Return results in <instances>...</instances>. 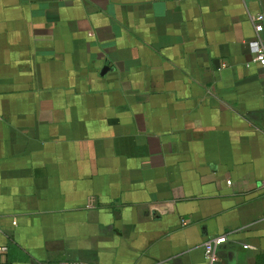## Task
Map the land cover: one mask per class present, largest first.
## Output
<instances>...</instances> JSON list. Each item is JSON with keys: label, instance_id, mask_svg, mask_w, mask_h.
<instances>
[{"label": "crops", "instance_id": "crops-1", "mask_svg": "<svg viewBox=\"0 0 264 264\" xmlns=\"http://www.w3.org/2000/svg\"><path fill=\"white\" fill-rule=\"evenodd\" d=\"M264 0H0V264H264Z\"/></svg>", "mask_w": 264, "mask_h": 264}, {"label": "built area", "instance_id": "built-area-1", "mask_svg": "<svg viewBox=\"0 0 264 264\" xmlns=\"http://www.w3.org/2000/svg\"><path fill=\"white\" fill-rule=\"evenodd\" d=\"M259 1V0H258ZM252 22L257 34L255 40L251 42V47L254 52V62L261 64L264 67V13L260 12L252 16ZM226 236H219L208 240L204 244L205 257L210 264L214 263L216 250L219 245L225 243ZM7 247H0V257L7 253ZM63 264H77L75 262H64Z\"/></svg>", "mask_w": 264, "mask_h": 264}]
</instances>
